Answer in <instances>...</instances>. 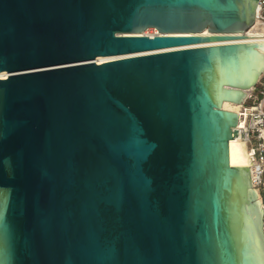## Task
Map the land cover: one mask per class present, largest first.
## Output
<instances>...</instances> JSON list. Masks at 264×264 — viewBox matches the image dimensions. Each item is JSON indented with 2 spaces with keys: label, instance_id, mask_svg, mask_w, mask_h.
Wrapping results in <instances>:
<instances>
[{
  "label": "water",
  "instance_id": "obj_1",
  "mask_svg": "<svg viewBox=\"0 0 264 264\" xmlns=\"http://www.w3.org/2000/svg\"><path fill=\"white\" fill-rule=\"evenodd\" d=\"M257 3L0 0V264H264L222 106L264 70L230 41Z\"/></svg>",
  "mask_w": 264,
  "mask_h": 264
},
{
  "label": "built area",
  "instance_id": "obj_2",
  "mask_svg": "<svg viewBox=\"0 0 264 264\" xmlns=\"http://www.w3.org/2000/svg\"><path fill=\"white\" fill-rule=\"evenodd\" d=\"M236 35L250 37H240L231 42L264 41V0H258L253 24ZM240 111L242 123L236 128L238 136L245 143L250 160L251 183L264 211V70L255 85L246 90Z\"/></svg>",
  "mask_w": 264,
  "mask_h": 264
},
{
  "label": "bare ground",
  "instance_id": "obj_3",
  "mask_svg": "<svg viewBox=\"0 0 264 264\" xmlns=\"http://www.w3.org/2000/svg\"><path fill=\"white\" fill-rule=\"evenodd\" d=\"M256 25V23H255ZM148 30H151L152 32H149ZM149 33H148V32ZM143 34H147L150 35L151 34H156L158 33L157 30L153 27H147L145 29V31H142ZM202 33H207L205 30ZM109 57L112 56H98L96 58L97 62L103 61L108 59ZM6 75V73L4 71H0V77H4ZM223 108L225 109H230L232 111H235L238 116V122H237V127L240 126V124L242 123V114L240 111V106L241 103H232V102H228V101H224L222 104ZM234 139H238V140H229L228 142V154H229V162L232 165H243V166H249L250 165V160L248 157V153H247V149L245 146V143L243 142V140L238 136H233Z\"/></svg>",
  "mask_w": 264,
  "mask_h": 264
},
{
  "label": "rangeland",
  "instance_id": "obj_4",
  "mask_svg": "<svg viewBox=\"0 0 264 264\" xmlns=\"http://www.w3.org/2000/svg\"><path fill=\"white\" fill-rule=\"evenodd\" d=\"M144 31H145V30H144ZM148 31H149V32H152L151 30H148ZM148 31H147V32H148ZM149 32H148V33H149ZM145 34H146V33H145ZM151 35H153V34H151Z\"/></svg>",
  "mask_w": 264,
  "mask_h": 264
}]
</instances>
